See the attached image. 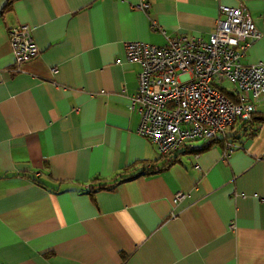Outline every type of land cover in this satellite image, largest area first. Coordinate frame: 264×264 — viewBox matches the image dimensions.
Wrapping results in <instances>:
<instances>
[{
  "label": "crops",
  "instance_id": "crops-1",
  "mask_svg": "<svg viewBox=\"0 0 264 264\" xmlns=\"http://www.w3.org/2000/svg\"><path fill=\"white\" fill-rule=\"evenodd\" d=\"M137 3L0 0V264H264V121L228 129L225 159L222 140L158 156L135 133L139 68L122 51L204 38L219 6L264 30V0ZM20 25L38 55L14 73L7 30ZM240 62L264 65V37Z\"/></svg>",
  "mask_w": 264,
  "mask_h": 264
},
{
  "label": "built area",
  "instance_id": "built-area-1",
  "mask_svg": "<svg viewBox=\"0 0 264 264\" xmlns=\"http://www.w3.org/2000/svg\"><path fill=\"white\" fill-rule=\"evenodd\" d=\"M148 7V0H138L141 12ZM263 37L264 30H257L242 8L219 6L213 29L204 38L163 36L160 47L125 42L123 60L139 68L128 105L139 117L137 136L161 157L195 142L205 147L222 140L221 158H227L238 146L226 141V131L236 123H249L254 104L264 95V65L240 62L249 44ZM7 40L12 71L18 73L38 50L24 25L9 28ZM223 82L229 84L231 98L222 93ZM181 197L175 195L173 202Z\"/></svg>",
  "mask_w": 264,
  "mask_h": 264
},
{
  "label": "trees",
  "instance_id": "trees-1",
  "mask_svg": "<svg viewBox=\"0 0 264 264\" xmlns=\"http://www.w3.org/2000/svg\"><path fill=\"white\" fill-rule=\"evenodd\" d=\"M6 5H7V3H6ZM222 93L224 94V95H226L227 96V92L226 91H222ZM258 121H264V115H262L261 117H256L255 116V114H254V116L252 117V119H251V121L249 122V123H238V125H240V127H241V130H251V131H253V128H254V126H255V124L258 122ZM129 169H126L125 170V172H122V174L121 175H126V173H127V171H128ZM153 171V169L152 168H149L148 169V171H146V172H144L145 174H153L154 172H152ZM141 173H143V172H141ZM140 175H143V174H140ZM134 176H136L135 174H132V175H129V178H133ZM128 177V176H127ZM126 177H119L118 179H117V181H113L112 183L114 184L115 183V185L113 186V187H111V188H109L108 190H112L115 186H116V184L117 183H119V182H121L120 180H124ZM116 179V178H115ZM97 180L96 179H93L92 181H91V183L93 184L94 182H96ZM87 193H90V192H92V190H89V191H86Z\"/></svg>",
  "mask_w": 264,
  "mask_h": 264
}]
</instances>
